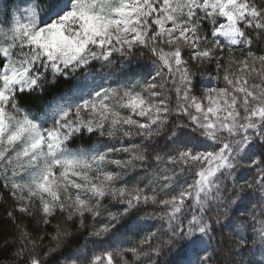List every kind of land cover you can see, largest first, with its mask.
Masks as SVG:
<instances>
[{"label": "snow or ice", "instance_id": "snow-or-ice-1", "mask_svg": "<svg viewBox=\"0 0 264 264\" xmlns=\"http://www.w3.org/2000/svg\"><path fill=\"white\" fill-rule=\"evenodd\" d=\"M25 4L0 17L4 264H244L264 245V0ZM94 63L120 74L53 91Z\"/></svg>", "mask_w": 264, "mask_h": 264}, {"label": "trees", "instance_id": "trees-1", "mask_svg": "<svg viewBox=\"0 0 264 264\" xmlns=\"http://www.w3.org/2000/svg\"><path fill=\"white\" fill-rule=\"evenodd\" d=\"M22 4H25V0H0V17H2L5 14H10L16 12V10L22 9ZM93 73L92 76H88L85 73L77 72L75 76L68 78L65 80L64 78H61L58 84L56 85V88L53 89V91H59L64 90L68 88L72 84L76 85H82V84H90L93 79H101V77L111 71L115 73L116 75H119V66H115L111 69L109 68H100L99 63H94L92 65V68L89 70ZM111 81H109L110 83ZM89 134H85V140L84 141H77L76 144L73 145V147L80 145V146H87L85 141H87V137ZM96 137H92V142H95ZM7 207L6 204H0V243L3 242L5 239H9L13 229L10 223H2L4 219V209ZM56 223L55 220L52 221V224L54 225ZM48 231L52 230L51 226H48ZM87 236V232L83 233L82 235H77L74 238V245L76 247H79L80 245L87 244L89 248V255H91L92 251H99V247L93 246L89 241L85 240V237ZM14 252V249H8L5 253L0 254V264H4L5 259L9 255H11ZM162 261H168L169 264H177V262L182 261L184 259L181 252H177L175 249H173L172 252H165V254L160 258ZM244 261V264H260L261 261H264V245H261L259 242V239H257L256 243L253 244L250 240L248 242V248L245 250L244 255L240 258Z\"/></svg>", "mask_w": 264, "mask_h": 264}, {"label": "rangeland", "instance_id": "rangeland-1", "mask_svg": "<svg viewBox=\"0 0 264 264\" xmlns=\"http://www.w3.org/2000/svg\"><path fill=\"white\" fill-rule=\"evenodd\" d=\"M26 6V4H22V8H24ZM100 83H101V81H100ZM237 258H240V256H238Z\"/></svg>", "mask_w": 264, "mask_h": 264}]
</instances>
